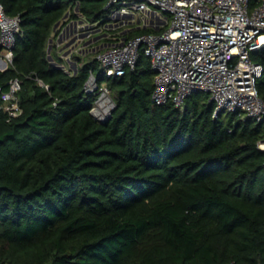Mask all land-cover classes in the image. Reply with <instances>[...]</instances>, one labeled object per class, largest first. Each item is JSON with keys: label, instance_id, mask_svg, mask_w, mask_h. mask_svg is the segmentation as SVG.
<instances>
[{"label": "trees", "instance_id": "1", "mask_svg": "<svg viewBox=\"0 0 264 264\" xmlns=\"http://www.w3.org/2000/svg\"><path fill=\"white\" fill-rule=\"evenodd\" d=\"M0 2L22 29L13 63L0 65V105L22 83V113L0 109V264H264V119L215 116L204 92L156 104L143 50L123 76L77 54L70 67L62 29L105 26L109 0ZM251 57L264 68V47ZM91 72L116 103L106 122L91 113ZM257 87L264 99V71Z\"/></svg>", "mask_w": 264, "mask_h": 264}, {"label": "built area", "instance_id": "2", "mask_svg": "<svg viewBox=\"0 0 264 264\" xmlns=\"http://www.w3.org/2000/svg\"><path fill=\"white\" fill-rule=\"evenodd\" d=\"M107 6L111 16L123 17L125 24L167 27L160 33L123 38L99 52L102 75H125L135 68L143 50L155 73L156 104L172 102L181 108L191 95L204 92L215 104V116L239 111L242 119H264V99L257 87L264 68L251 57L264 47V0L255 7L250 0H109ZM158 12L165 16H157ZM0 31V65L9 66L22 34L21 20L9 16L1 2ZM21 84L13 78L3 93L0 109L9 119L22 113ZM85 91L97 97L92 115L100 122L109 120L116 103L107 84L91 72ZM258 146L264 150V135Z\"/></svg>", "mask_w": 264, "mask_h": 264}, {"label": "crops", "instance_id": "3", "mask_svg": "<svg viewBox=\"0 0 264 264\" xmlns=\"http://www.w3.org/2000/svg\"><path fill=\"white\" fill-rule=\"evenodd\" d=\"M119 20V21H118ZM123 17L117 16L116 18H114L113 16H109V22L101 27L98 23H90L89 21H87L84 18H79V19H75L72 20L71 22V27L72 30H67L65 31V27L62 29V33L60 34L61 36V40L60 38L58 39V44L61 45L60 51L62 52V56L67 60L68 64L71 66H73L74 68L76 67V62L75 60L71 59V54L70 51L71 49L74 47V45H71L74 42V39H77L78 41H83L85 45H89L90 43L93 44V49L94 48H98V45H96L95 40L98 39V37H96V35H92L90 34V32L85 31V28L89 29H97V30H101L104 31L103 34V38L104 40H115L114 42H108L105 43V46L102 48V50H104L105 48L109 47L110 45L118 42L119 40L125 38L124 33L133 28V27H141L140 24H125L123 23ZM110 21H112L110 23ZM86 24V27H83L82 25ZM110 26V27H109ZM110 28H112L113 30H110ZM66 33V34H65ZM118 33V34H116ZM115 34L118 37H115V39L111 38L110 35ZM59 36V37H60ZM70 46V47H69ZM96 46V47H95ZM68 49L66 51H64L65 48ZM100 50V52L102 51ZM70 57V58H69ZM69 58V59H68ZM69 60V61H68Z\"/></svg>", "mask_w": 264, "mask_h": 264}, {"label": "rangeland", "instance_id": "4", "mask_svg": "<svg viewBox=\"0 0 264 264\" xmlns=\"http://www.w3.org/2000/svg\"><path fill=\"white\" fill-rule=\"evenodd\" d=\"M157 16H160L161 18H163L165 15H161L159 12L157 13ZM116 18V17H114ZM77 20V19H76ZM119 21V20H118ZM112 21H110L111 23ZM72 22H69L66 27H65V31L67 30H72V27H71V24ZM141 24L143 23V21L140 22ZM144 25V24H143ZM110 27V26H109ZM88 28H85V31H89L90 34L92 35H96V37H98L97 40H95L96 42V45H98V48H92L93 47V44H89V45H85L84 44V40L83 41H78L77 42V39H74V42L71 44V45H74V47L71 49L70 51V54L71 56L74 54V55H81L83 58L85 59H89V58H96V55L100 52V50H102V48L105 46V43H108V42H114L115 40H104L103 38V34H104V31H101V30H97V29H89L87 30ZM110 30H113L112 28H110ZM103 33V34H102ZM66 34V33H65ZM118 34V33H116ZM111 38L115 39V37H118L116 36L115 34L113 35H110ZM108 41V42H106ZM70 47V46H69ZM96 47V46H95ZM68 49L65 48L64 51H66ZM225 114H226V111H225Z\"/></svg>", "mask_w": 264, "mask_h": 264}, {"label": "water", "instance_id": "5", "mask_svg": "<svg viewBox=\"0 0 264 264\" xmlns=\"http://www.w3.org/2000/svg\"><path fill=\"white\" fill-rule=\"evenodd\" d=\"M60 38V40H61V36L59 37ZM52 42V40H50V43ZM51 48H52V45L50 44L49 45V51L51 50ZM50 58H51V56H50Z\"/></svg>", "mask_w": 264, "mask_h": 264}]
</instances>
